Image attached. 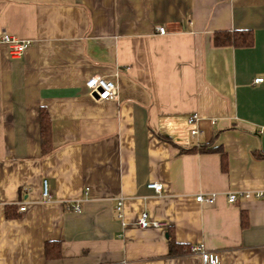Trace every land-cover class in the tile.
I'll return each mask as SVG.
<instances>
[{"label": "crops", "instance_id": "0c3cea01", "mask_svg": "<svg viewBox=\"0 0 264 264\" xmlns=\"http://www.w3.org/2000/svg\"><path fill=\"white\" fill-rule=\"evenodd\" d=\"M237 29L254 44L214 45ZM4 32L30 45L12 58L0 40V264H203L198 243L222 264H264V0H0ZM97 75L117 98L88 88ZM210 141L226 168L219 152L182 151ZM144 212L159 225L140 227Z\"/></svg>", "mask_w": 264, "mask_h": 264}, {"label": "built area", "instance_id": "2783aa9c", "mask_svg": "<svg viewBox=\"0 0 264 264\" xmlns=\"http://www.w3.org/2000/svg\"><path fill=\"white\" fill-rule=\"evenodd\" d=\"M157 30L161 34L166 33V28L164 26L158 27ZM0 40L2 43L9 46L12 58L21 57L23 55V53L25 52V50L30 45V42L20 40L16 36H13V35L8 34L6 32L2 33ZM262 81H263V78H257L255 80L256 83L262 82ZM87 86L89 89H91L96 94V97L100 100L113 99V98H117V96H118V90H119L118 85L115 83L114 80L109 79L107 77L98 76V75L93 76L92 78H90L87 81ZM197 118H198L197 114H193L189 118V122L194 123ZM191 133L193 135H196L199 133V130L197 128H193ZM148 187L151 189H155L158 192H160L162 190V184H160L158 182H149ZM241 195L245 198H250V197L260 198L263 196V192H261V191L254 192V193L253 192H243ZM215 196L216 195L214 193L208 194V195L199 194L196 197V199L200 202L212 201L215 198ZM43 199L47 200V201L51 200V194H50V191L48 188V181L47 180H44V183H43ZM228 200L231 203L236 202L238 200V194L230 193L228 195ZM122 206H123V202H122V200H120L117 204V207H116V210H117L120 217L122 216ZM70 207L76 211H79L81 208L79 202L72 203L70 205ZM19 210L21 212L25 211L26 210V204L21 205L19 207ZM138 225L140 227L145 228V227H149L151 225L157 226V225H159V222L150 220L148 213L144 212L138 219ZM187 250L189 253L200 255V257L203 261V264H222L218 252L206 248V246L203 243L192 244L187 248Z\"/></svg>", "mask_w": 264, "mask_h": 264}, {"label": "trees", "instance_id": "16d2710c", "mask_svg": "<svg viewBox=\"0 0 264 264\" xmlns=\"http://www.w3.org/2000/svg\"><path fill=\"white\" fill-rule=\"evenodd\" d=\"M254 32L251 29H237V30H223L214 33L213 42L215 46H233L236 48L250 47L254 44ZM41 144L42 154L47 155L51 152V120L49 113L43 108L41 111ZM183 152H219L222 155L223 167L226 168V154L221 146L215 145L214 141H210L201 144L198 147L190 149H182ZM7 217L18 216L16 205H6ZM248 223L247 216L243 214V225L246 226ZM171 253H176L182 250L175 240L170 242ZM45 251L48 258H59L61 256V242L56 240H50L46 242Z\"/></svg>", "mask_w": 264, "mask_h": 264}]
</instances>
